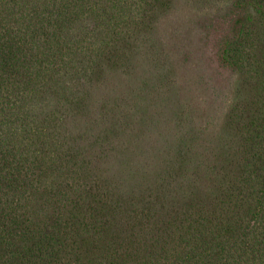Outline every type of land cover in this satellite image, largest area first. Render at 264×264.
I'll return each mask as SVG.
<instances>
[{
	"label": "trees",
	"instance_id": "1",
	"mask_svg": "<svg viewBox=\"0 0 264 264\" xmlns=\"http://www.w3.org/2000/svg\"><path fill=\"white\" fill-rule=\"evenodd\" d=\"M0 264H264V0H0Z\"/></svg>",
	"mask_w": 264,
	"mask_h": 264
}]
</instances>
